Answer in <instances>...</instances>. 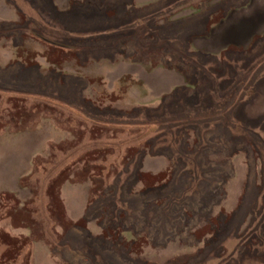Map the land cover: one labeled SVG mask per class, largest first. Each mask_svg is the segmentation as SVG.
<instances>
[{"label":"rangeland","instance_id":"obj_1","mask_svg":"<svg viewBox=\"0 0 264 264\" xmlns=\"http://www.w3.org/2000/svg\"><path fill=\"white\" fill-rule=\"evenodd\" d=\"M263 1L0 0V264H264Z\"/></svg>","mask_w":264,"mask_h":264},{"label":"water","instance_id":"obj_2","mask_svg":"<svg viewBox=\"0 0 264 264\" xmlns=\"http://www.w3.org/2000/svg\"><path fill=\"white\" fill-rule=\"evenodd\" d=\"M264 24V1L260 4L252 3L249 14H239L232 16L216 33L214 39L218 41H235L242 37L243 33L250 31L257 25ZM245 35V34H244Z\"/></svg>","mask_w":264,"mask_h":264}]
</instances>
